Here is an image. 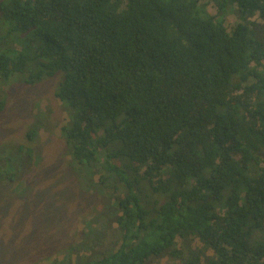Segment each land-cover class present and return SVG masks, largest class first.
Here are the masks:
<instances>
[{"label": "trees", "instance_id": "obj_1", "mask_svg": "<svg viewBox=\"0 0 264 264\" xmlns=\"http://www.w3.org/2000/svg\"><path fill=\"white\" fill-rule=\"evenodd\" d=\"M0 21V85L62 71L66 145L123 188L119 246L61 264H264V0H0Z\"/></svg>", "mask_w": 264, "mask_h": 264}, {"label": "rangeland", "instance_id": "obj_2", "mask_svg": "<svg viewBox=\"0 0 264 264\" xmlns=\"http://www.w3.org/2000/svg\"><path fill=\"white\" fill-rule=\"evenodd\" d=\"M229 14L234 23L240 21L235 8ZM247 16L243 23L253 20ZM0 26L5 24L0 21ZM259 26L254 25L264 39ZM38 68L0 85L6 102L0 112V264H61L92 253L94 246L105 253L120 244L114 200L123 188L113 181H92L88 164L72 156L61 135L71 110L54 94L64 74H43L24 83ZM239 135L247 137L243 129ZM239 194L243 196L242 189ZM95 219L100 225H94ZM252 220L249 216L245 226L250 243L264 239ZM196 245L200 246L197 241ZM153 264L179 261L163 257Z\"/></svg>", "mask_w": 264, "mask_h": 264}, {"label": "bare ground", "instance_id": "obj_3", "mask_svg": "<svg viewBox=\"0 0 264 264\" xmlns=\"http://www.w3.org/2000/svg\"><path fill=\"white\" fill-rule=\"evenodd\" d=\"M115 214V213H114Z\"/></svg>", "mask_w": 264, "mask_h": 264}]
</instances>
